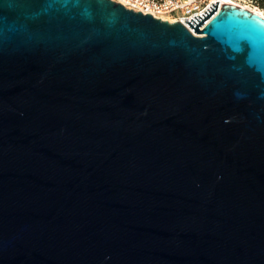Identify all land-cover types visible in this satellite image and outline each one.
<instances>
[{"label":"water","instance_id":"obj_1","mask_svg":"<svg viewBox=\"0 0 264 264\" xmlns=\"http://www.w3.org/2000/svg\"><path fill=\"white\" fill-rule=\"evenodd\" d=\"M0 264H264V16L0 0Z\"/></svg>","mask_w":264,"mask_h":264},{"label":"built area","instance_id":"obj_2","mask_svg":"<svg viewBox=\"0 0 264 264\" xmlns=\"http://www.w3.org/2000/svg\"><path fill=\"white\" fill-rule=\"evenodd\" d=\"M120 3L127 9L150 14L162 20L189 21L201 15L212 3L220 2L243 5L240 0H111Z\"/></svg>","mask_w":264,"mask_h":264},{"label":"snow or ice","instance_id":"obj_3","mask_svg":"<svg viewBox=\"0 0 264 264\" xmlns=\"http://www.w3.org/2000/svg\"><path fill=\"white\" fill-rule=\"evenodd\" d=\"M243 38L248 39L251 41L254 45L259 44L261 41V35L259 28L253 23L252 18H247V27L246 32L242 34ZM252 63V60L249 61Z\"/></svg>","mask_w":264,"mask_h":264},{"label":"rangeland","instance_id":"obj_4","mask_svg":"<svg viewBox=\"0 0 264 264\" xmlns=\"http://www.w3.org/2000/svg\"><path fill=\"white\" fill-rule=\"evenodd\" d=\"M239 2L252 10H259L264 14V8L258 7L255 3L250 0H240Z\"/></svg>","mask_w":264,"mask_h":264},{"label":"trees","instance_id":"obj_5","mask_svg":"<svg viewBox=\"0 0 264 264\" xmlns=\"http://www.w3.org/2000/svg\"><path fill=\"white\" fill-rule=\"evenodd\" d=\"M255 3L258 7L264 8V0H250Z\"/></svg>","mask_w":264,"mask_h":264},{"label":"bare ground","instance_id":"obj_6","mask_svg":"<svg viewBox=\"0 0 264 264\" xmlns=\"http://www.w3.org/2000/svg\"><path fill=\"white\" fill-rule=\"evenodd\" d=\"M242 6H244V7L248 8V7H247V6H245V5H242ZM248 9H250V8H248ZM250 10H252V9H250ZM252 11H255L256 13H258V14H260V15L264 16L263 12H261V11H259V10H252Z\"/></svg>","mask_w":264,"mask_h":264}]
</instances>
